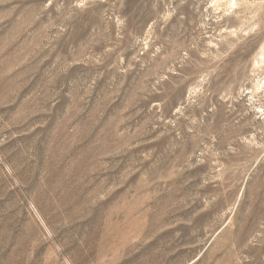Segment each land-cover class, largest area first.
I'll return each instance as SVG.
<instances>
[{"label":"rangeland","instance_id":"374dc122","mask_svg":"<svg viewBox=\"0 0 264 264\" xmlns=\"http://www.w3.org/2000/svg\"><path fill=\"white\" fill-rule=\"evenodd\" d=\"M0 264H264V0H0Z\"/></svg>","mask_w":264,"mask_h":264}]
</instances>
